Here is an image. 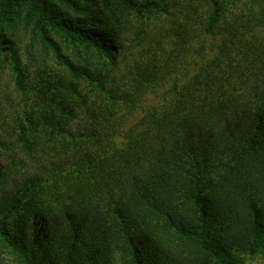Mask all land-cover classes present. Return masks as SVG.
Returning a JSON list of instances; mask_svg holds the SVG:
<instances>
[{
  "label": "trees",
  "instance_id": "trees-1",
  "mask_svg": "<svg viewBox=\"0 0 264 264\" xmlns=\"http://www.w3.org/2000/svg\"><path fill=\"white\" fill-rule=\"evenodd\" d=\"M0 56V264L264 257V0H0Z\"/></svg>",
  "mask_w": 264,
  "mask_h": 264
},
{
  "label": "rangeland",
  "instance_id": "rangeland-1",
  "mask_svg": "<svg viewBox=\"0 0 264 264\" xmlns=\"http://www.w3.org/2000/svg\"><path fill=\"white\" fill-rule=\"evenodd\" d=\"M247 2V1H246ZM244 2V3H246ZM243 3V2H242ZM241 3V4H242ZM243 7V6H242ZM29 44V40L26 39L25 37H23V44L21 46V49H22V52L24 53V50L29 47L27 46ZM27 46V47H26ZM0 61H1V56H0ZM6 65H4V67H2L0 69V75L2 73L6 74ZM3 75V74H2ZM156 102V99L155 97H150L147 101H146V104L145 106L149 105V104H154ZM143 114V110H139L134 116H132V118L130 119L129 123H128V126L127 128H129L130 126L134 125L139 119L140 117L142 116ZM245 264H264V257L261 256V255H257L255 257H247V261Z\"/></svg>",
  "mask_w": 264,
  "mask_h": 264
}]
</instances>
